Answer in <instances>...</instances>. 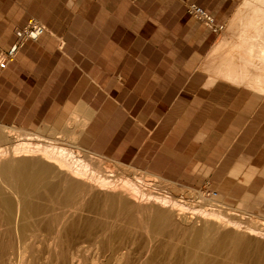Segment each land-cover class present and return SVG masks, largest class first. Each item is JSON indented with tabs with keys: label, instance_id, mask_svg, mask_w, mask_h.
<instances>
[{
	"label": "crops",
	"instance_id": "0c3cea01",
	"mask_svg": "<svg viewBox=\"0 0 264 264\" xmlns=\"http://www.w3.org/2000/svg\"><path fill=\"white\" fill-rule=\"evenodd\" d=\"M244 2L42 0L21 26L16 13H0V60L29 20L45 26L0 68V117L3 102L11 106L25 88L29 111L35 94L45 95L42 119L48 122L86 108L78 116L95 151L149 158L162 168L155 172L171 174L192 171L195 151H201L196 163L224 174L244 173L249 181L253 167L264 164L246 163L241 152L264 148L254 139L259 127L264 130L258 124L264 102L252 88L221 75L257 73L251 51H235L242 44L239 26L231 23ZM191 5L203 7L224 28H210ZM243 45L256 46V40Z\"/></svg>",
	"mask_w": 264,
	"mask_h": 264
},
{
	"label": "bare ground",
	"instance_id": "6f19581e",
	"mask_svg": "<svg viewBox=\"0 0 264 264\" xmlns=\"http://www.w3.org/2000/svg\"><path fill=\"white\" fill-rule=\"evenodd\" d=\"M238 26L235 51H251L257 73L222 79L264 102V0H245ZM79 110L51 135L0 124V264H264L260 212L234 206L229 215L217 195L207 200L123 162L116 174L76 143Z\"/></svg>",
	"mask_w": 264,
	"mask_h": 264
},
{
	"label": "rangeland",
	"instance_id": "374dc122",
	"mask_svg": "<svg viewBox=\"0 0 264 264\" xmlns=\"http://www.w3.org/2000/svg\"><path fill=\"white\" fill-rule=\"evenodd\" d=\"M41 3L42 0H0V13H16L19 18V22H21L18 24V26H21L25 22H27V16H29V12L37 10L40 6L39 4ZM24 17L25 19H23ZM1 73L2 71H0V74ZM25 92L26 89L23 88V93L19 96V99H17L15 102H12L11 106H6L7 102H3L0 124L17 127L19 126L21 128H26L29 130L42 128L44 134H53V131H55V127H57L56 125L58 121H55V119L54 121L48 122L42 119L46 110L44 109V106H47L48 104L47 101H44L43 97L45 95L43 93L35 94L34 109L32 111H29L26 108V104L24 103ZM20 105L22 107L18 108L17 106ZM259 113H263V111L259 110ZM32 118H34V120ZM77 119L79 120V117ZM69 123L67 122L63 126V129L68 126H73L72 123H74V120L71 122L69 120ZM258 124L264 125V117H262V119H258ZM202 128L203 127L201 126L194 127L195 130H201ZM63 129L60 130L61 133H59L57 136L64 138L66 137L65 134H63ZM79 131L80 133L79 135H77L78 138L76 137L77 140L75 139L76 143L78 145L80 144L79 146L81 147H86V149L88 150L95 151L85 140V134L82 125ZM215 137L216 135H212L210 139ZM244 138L248 140L250 136L247 135L244 136ZM255 138V144L260 147V145L264 142V130L262 126L259 127L258 133L254 135V139ZM95 152L99 154L101 153L98 151ZM103 154L104 153H101V155L104 157L106 166L109 167L108 169L116 170V174H119L118 165L123 162L131 166L132 169L135 168V170L137 169V171L139 172L151 174L148 177L149 179H154L153 174H156L163 178L167 177L168 180L175 182L177 181L176 185H178V187L180 188H184L183 186H185L187 188L190 187L195 192L201 191V193L206 197L207 200H210L211 197L217 195L220 200L228 204L226 205V209L230 213L229 215H235L231 214V211L235 206L239 207L240 209L244 208L248 210L258 211L264 216V165L260 166L259 168L253 167V170H255V172L252 178L247 181L244 177V173L224 174L216 172L217 168L215 167H205L202 166L201 163H196L197 160L202 159L201 151H195V166L192 171L181 172L177 174L155 172V170H161L162 168L158 164L152 162L149 158L136 156L122 158L119 157V155L110 156L108 154ZM242 154L244 155L242 156ZM242 159L246 163L251 162V159L252 161L258 159V162L264 164V148L263 150H260V148L258 150H250L246 153L241 152V160ZM160 177L157 178L160 179Z\"/></svg>",
	"mask_w": 264,
	"mask_h": 264
},
{
	"label": "built area",
	"instance_id": "2783aa9c",
	"mask_svg": "<svg viewBox=\"0 0 264 264\" xmlns=\"http://www.w3.org/2000/svg\"><path fill=\"white\" fill-rule=\"evenodd\" d=\"M191 11L195 16L206 23L210 28L215 31L223 29V25L216 22L215 18L209 14L203 7L198 5H191ZM45 31V26L35 19H31L25 27L17 30V40L6 51L2 60H0V68L6 67L9 61L14 59L15 55L22 47L24 42L28 39H38Z\"/></svg>",
	"mask_w": 264,
	"mask_h": 264
}]
</instances>
